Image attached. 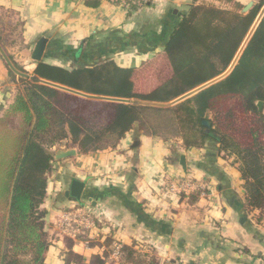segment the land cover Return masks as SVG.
Returning <instances> with one entry per match:
<instances>
[{
    "label": "trees",
    "instance_id": "1",
    "mask_svg": "<svg viewBox=\"0 0 264 264\" xmlns=\"http://www.w3.org/2000/svg\"><path fill=\"white\" fill-rule=\"evenodd\" d=\"M215 1L229 7L197 2L170 18L175 24L165 35L163 49L172 76L150 92L136 91L133 68L119 66L110 54L82 60V50H69L61 57L72 60L73 67L40 61L32 74L87 95L147 104L90 100L19 79L21 89L0 117V264H48L51 240L43 205L55 160L50 151L67 142L80 155L116 149L136 126L149 137L180 140L185 150L211 144L219 156L234 158L245 190V209L248 214H264V112L258 107L264 103V20L229 76L176 106L151 105L171 103L225 73L264 6L260 0L243 12L235 0ZM127 5L130 11L139 8L135 0ZM155 36L149 29L126 43L132 47L141 38L140 44L148 48L159 44ZM115 44V52L124 49L121 41ZM52 55L58 56L57 51ZM203 193L195 191L190 203ZM96 245L103 252L89 263L70 250L66 264H117L110 260L112 238L91 244ZM137 245L123 246L118 264H161L154 249L140 252Z\"/></svg>",
    "mask_w": 264,
    "mask_h": 264
},
{
    "label": "crops",
    "instance_id": "2",
    "mask_svg": "<svg viewBox=\"0 0 264 264\" xmlns=\"http://www.w3.org/2000/svg\"><path fill=\"white\" fill-rule=\"evenodd\" d=\"M128 1L0 0V117L20 90L18 73L32 76L38 63L33 54L41 38L48 40L42 61L52 65L71 68L74 62L61 55L82 50L81 59L110 54L119 66L133 68L138 55L164 52L163 40L175 24L170 21L173 15L197 2L223 5L215 0H135L139 8L130 11ZM235 1L244 11L260 0ZM149 29L158 45L143 48L141 38H135L133 48L128 46L132 36ZM14 35L21 47L14 46ZM117 41L124 43V49L115 52ZM179 141L146 136L136 126L116 149L89 155L76 151L67 158L57 156L76 148L51 150L55 160L43 205L51 240L46 262L66 264L72 250L89 263L103 252L100 245L86 246L63 237L52 225L57 212L74 203L65 192L75 177L87 183L83 202L105 211L106 234L124 246L148 243L158 263L264 264V214H248L245 209L239 164L219 156L211 144L185 150ZM168 168L203 181L205 192L194 203H190L193 194L184 199L161 195L160 174Z\"/></svg>",
    "mask_w": 264,
    "mask_h": 264
},
{
    "label": "built area",
    "instance_id": "3",
    "mask_svg": "<svg viewBox=\"0 0 264 264\" xmlns=\"http://www.w3.org/2000/svg\"><path fill=\"white\" fill-rule=\"evenodd\" d=\"M168 176L169 174L164 176V181L166 180L168 182L167 193L177 197L178 199H181L183 196L188 197L195 191L201 190L205 192V186L200 182L194 181L192 177L187 175H184L183 177L179 175L175 176V174L170 175L171 177ZM162 182L163 180L161 183ZM75 204L70 210L58 211L53 219L54 222L52 225L60 233V235L76 242L83 243L86 246H91L94 242H103L106 238L111 236L105 232L108 228V217L105 211L96 209V217H93L89 212L87 204H85V206H80L77 203ZM83 237L86 239H83ZM110 238H112L114 246V250L110 255V260L118 264L121 249L124 245L119 239L115 237ZM137 249L140 252L153 251V247H148V243H144L143 241L137 245ZM164 263L168 264L170 263V260ZM175 264L186 263L177 262Z\"/></svg>",
    "mask_w": 264,
    "mask_h": 264
},
{
    "label": "water",
    "instance_id": "4",
    "mask_svg": "<svg viewBox=\"0 0 264 264\" xmlns=\"http://www.w3.org/2000/svg\"><path fill=\"white\" fill-rule=\"evenodd\" d=\"M252 5H248L243 12H248L251 9ZM264 16V7L261 9V12L259 14V16L257 17L254 25L252 26L246 40L244 41V43L242 44L239 52L237 53L234 61L232 62L231 66L228 68V70L223 73L221 76L215 78L214 80L190 91L189 93L181 96L180 98L176 99L175 101L168 103V104H151V105H156V106H161V107H170L169 105H172L173 103H177V102H182L185 101L191 97H193L194 95H196L197 93L203 91L204 89L222 81L223 79H225L227 76L230 75V73L233 71V69L236 67V65L238 64L244 49L246 48V46L248 45L249 41L251 40L254 32L256 31V29L258 28L262 17ZM47 43L48 40L46 38H41L39 40V42L36 45V48L34 50V54H33V58L34 60H36L37 62L42 61L46 47H47ZM21 78H27V79H32L33 81L51 86L53 88L65 91V92H69L71 94H74L76 96L82 97V98H86V99H92V100H102V101H113V102H119V103H124V104H131V105H136V104H147V103H142V102H138L136 100H127V99H115V98H108V97H102V96H92V95H87L84 94L82 92L58 85V84H54L48 81H44V80H40L34 76H31L29 74H22V73H18ZM258 107L260 109H262L263 107V103L260 102L258 103ZM205 126L210 127L211 124L209 122H205L204 123ZM208 134L210 136H212L213 138L219 140L220 138L216 135L213 134L212 132H208ZM76 155V150L72 149V150H67L62 152L59 156H57V158H67V157H71V156H75ZM86 182L80 181L78 179H76L75 177L71 180L70 185L68 187V190L65 192V197L67 199H69L72 202H75L77 204H79L80 206H85V203L83 202V198H84V193H85V189H86Z\"/></svg>",
    "mask_w": 264,
    "mask_h": 264
},
{
    "label": "rangeland",
    "instance_id": "5",
    "mask_svg": "<svg viewBox=\"0 0 264 264\" xmlns=\"http://www.w3.org/2000/svg\"><path fill=\"white\" fill-rule=\"evenodd\" d=\"M259 26H258V28H259ZM7 28L9 30V27H7ZM17 35L16 36L14 35V46L21 47L22 42L18 39ZM22 47H23V45H22ZM246 48H247V46H246ZM245 49H244V51H245ZM160 52H162V51H160ZM135 58H137V60L135 61L134 66H133V70H134L133 81L135 83L136 91H138L140 93L150 92L151 90H153L154 88H156L157 86L162 84L163 82L167 81L172 76V70H171L169 62L167 60L165 52L155 53V54L149 53V54H145L142 56L138 55ZM25 59H26V57H22V61ZM28 61L30 62V60H28ZM90 100H92V99H90ZM98 101H102V100H98ZM109 102H113V101H109ZM182 102H184V101H182ZM182 102L180 101L177 103H173L172 105H169V106L173 107V106H176ZM172 141H177V139H173ZM179 142L182 144L181 141H179ZM60 148L62 150H65L66 148H76V147H74L71 142L70 143L67 142V143H64ZM75 150L77 151V148ZM172 172L175 174V176H178V175L181 177L184 176L183 174H181L179 172H177V174H176V172L170 168L163 170V172L160 174V177L163 176L162 177L163 182L158 187L161 191L160 192L161 195H165L166 198L167 197H169V198L174 197V196L169 195L167 193V188H168L167 183L168 182L166 180L164 181V176H167L168 174L172 175L173 174ZM199 181H201V180H199ZM59 192L61 193L62 189H59ZM84 203L87 204L89 212L92 214V216L96 217V214H95L96 213V207L90 202H84ZM74 204H75V202L72 203V205L67 206L66 208H62L60 211L70 210L71 207H74Z\"/></svg>",
    "mask_w": 264,
    "mask_h": 264
}]
</instances>
